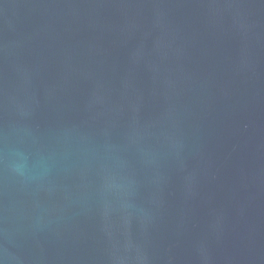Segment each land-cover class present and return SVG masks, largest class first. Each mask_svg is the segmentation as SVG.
Masks as SVG:
<instances>
[{"label": "water", "instance_id": "water-1", "mask_svg": "<svg viewBox=\"0 0 264 264\" xmlns=\"http://www.w3.org/2000/svg\"><path fill=\"white\" fill-rule=\"evenodd\" d=\"M0 264H264V0H0Z\"/></svg>", "mask_w": 264, "mask_h": 264}]
</instances>
